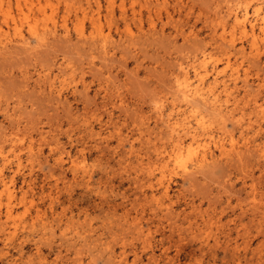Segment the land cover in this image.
I'll return each mask as SVG.
<instances>
[{
  "label": "rangeland",
  "instance_id": "1",
  "mask_svg": "<svg viewBox=\"0 0 264 264\" xmlns=\"http://www.w3.org/2000/svg\"><path fill=\"white\" fill-rule=\"evenodd\" d=\"M236 2L34 0L38 26L37 3L53 9L58 32L37 46L23 23L26 47L0 52V175L13 177L10 216L0 193V264H264V160L245 149L257 123L264 139L252 112L264 103V48L250 52L239 30L228 45L217 18L232 3L252 13L264 0ZM94 19L109 33L104 45ZM10 24L0 12L3 34L13 35ZM202 50L224 77L238 68L240 123L213 122L236 147L226 135L227 152L190 173L162 165L164 120L182 117L166 115L182 104L175 74Z\"/></svg>",
  "mask_w": 264,
  "mask_h": 264
},
{
  "label": "bare ground",
  "instance_id": "2",
  "mask_svg": "<svg viewBox=\"0 0 264 264\" xmlns=\"http://www.w3.org/2000/svg\"><path fill=\"white\" fill-rule=\"evenodd\" d=\"M106 1L108 2V6L113 3V0ZM13 2L17 9L16 14L18 18L15 17V13L11 10ZM87 3L90 6L89 0H87ZM247 3L248 2H246V4ZM37 4V8H39L40 11L39 17L42 20L40 27L37 24L38 17L31 16L30 14L33 7L36 5L34 0H0V12L6 23L11 21L10 25L13 33V35H11L12 37L5 35L7 30L2 29L0 26V52L2 49H7L11 45H13L12 47L16 45H23V47H26L29 43V37L23 33V23L27 25L28 33L30 37L36 41L37 46L46 44L47 36L57 35L58 29L55 25L53 9H51L50 13H46L44 6L39 3ZM96 5L99 7V3ZM247 5L240 7L232 3V5L230 4L227 6L223 15H217V18L220 19L222 24V31L219 33V36L222 41L228 42L227 44L232 46L235 42V32L239 30L238 32L242 35L250 36V52H254L255 54L260 51L258 41L261 42L264 48V7L259 3L252 9L251 13ZM66 6L68 7L69 5L66 4ZM97 22L96 19L93 20V27H96V29L94 28L97 32L96 35H100L97 36L98 38L96 40H99L101 45H104L110 36L109 33L104 34L101 31ZM228 26L230 31L229 37H227L226 34ZM62 27L63 35L67 36L68 28L65 19H63ZM3 32L5 34H3ZM216 32L217 31L214 29L213 34H216ZM78 34L80 36L84 34L81 27H78ZM177 70L175 74L177 88L174 91H177L176 93H178L177 95H179L178 97H180L182 104L176 105L172 103L171 111L166 113V115H182V117H168L164 120L166 128L164 133L167 134L169 138L170 148L167 152V158L162 165L163 167H168L170 165L173 167H180L185 172H195L194 170L203 168L216 159L215 149L219 150L221 154L227 152L229 148H227L226 142L224 141L226 135L229 136L227 138L229 139V147H236L233 133L226 134V131L222 129L223 136H216L211 126L213 122L224 123L226 119L231 120L233 123H240L238 119L233 121L235 119L234 109L237 106V101L235 96L232 95L236 90L237 79L240 78V73L236 67L233 68L230 74L225 75L224 73L226 76L224 77L221 75V71L217 69V61L211 64V55L206 54L205 50H202L201 55H196L188 65L180 66ZM242 81L247 85L246 70L244 71ZM48 86L51 91H55L57 94L60 92L59 85H56L55 78L49 81ZM231 96H233L232 102L230 103L232 107L229 106ZM259 102L257 99L253 102L254 111L252 112L256 115V119L264 118V103L263 101ZM182 105L185 107H182ZM155 112L158 116L163 115L164 110L162 105L156 106ZM243 114L244 112L242 111L241 115ZM251 126L254 125L252 122L248 121V127L246 128ZM257 126L258 127L253 130V133L246 137L245 149L253 151L258 158L264 160V139L261 142H256V137L262 133V129L260 123H257ZM241 132H243V130ZM212 144L213 148L211 147ZM0 176H2V174ZM5 178L4 176L1 177L2 189L0 193L3 190L7 192L5 210L6 215L10 216L13 211V205L11 200L12 190L8 181H13V177L9 176L8 181ZM164 193H168V183L164 184Z\"/></svg>",
  "mask_w": 264,
  "mask_h": 264
}]
</instances>
